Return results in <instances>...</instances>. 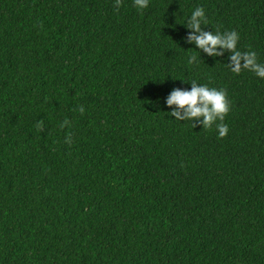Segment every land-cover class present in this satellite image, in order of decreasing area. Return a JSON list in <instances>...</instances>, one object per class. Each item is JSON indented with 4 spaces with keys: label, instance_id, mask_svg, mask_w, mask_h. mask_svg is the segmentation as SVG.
<instances>
[{
    "label": "trees",
    "instance_id": "1",
    "mask_svg": "<svg viewBox=\"0 0 264 264\" xmlns=\"http://www.w3.org/2000/svg\"><path fill=\"white\" fill-rule=\"evenodd\" d=\"M197 6L264 63V0H0V264H264V78L186 42ZM193 79L226 137L170 115Z\"/></svg>",
    "mask_w": 264,
    "mask_h": 264
},
{
    "label": "clouds",
    "instance_id": "2",
    "mask_svg": "<svg viewBox=\"0 0 264 264\" xmlns=\"http://www.w3.org/2000/svg\"><path fill=\"white\" fill-rule=\"evenodd\" d=\"M133 4L138 9L147 8L149 0H133ZM117 11L122 5V0H115ZM208 25L204 8L197 6L192 12L186 26L191 31L186 36L187 43H194L197 49L202 50L209 56H221L223 50L230 52V63L228 67L232 72L239 74L243 69H247L256 76L264 78V63L257 61V53L255 51L242 52L237 49L239 34L235 30L221 32L219 27L215 31H205L202 27ZM220 49L218 51L217 49ZM243 61V63H241ZM198 62L196 54H192L188 63ZM185 81V80H184ZM189 82V81H186ZM191 89L174 88L167 96L166 104L171 108L170 115L177 120H190L192 127L202 124L203 129H210L215 124L218 130V138H224L229 132V127L224 123V119L230 112V101L226 89H217L209 87L207 84H198L195 79L190 81ZM76 111L84 114L85 108L79 105ZM202 118V119H201ZM195 120V122H193ZM219 121V123H217ZM70 121L66 118L60 125L61 128L68 126ZM37 130L43 131V121L37 122ZM72 136L68 134L65 143L71 144Z\"/></svg>",
    "mask_w": 264,
    "mask_h": 264
}]
</instances>
